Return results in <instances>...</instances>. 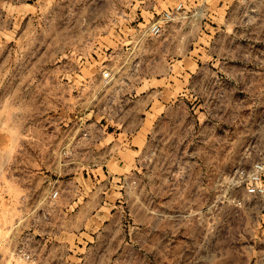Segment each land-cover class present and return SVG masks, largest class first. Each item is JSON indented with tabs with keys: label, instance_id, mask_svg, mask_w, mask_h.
<instances>
[{
	"label": "rangeland",
	"instance_id": "rangeland-1",
	"mask_svg": "<svg viewBox=\"0 0 264 264\" xmlns=\"http://www.w3.org/2000/svg\"><path fill=\"white\" fill-rule=\"evenodd\" d=\"M175 2L0 0V264H264V0Z\"/></svg>",
	"mask_w": 264,
	"mask_h": 264
},
{
	"label": "built area",
	"instance_id": "built-area-1",
	"mask_svg": "<svg viewBox=\"0 0 264 264\" xmlns=\"http://www.w3.org/2000/svg\"><path fill=\"white\" fill-rule=\"evenodd\" d=\"M175 6L172 11L165 12V19H171L173 15H179L184 12L185 4L188 0H175ZM152 31L158 33L160 31V25L155 24L152 26ZM110 72L104 73L105 77H108ZM236 182L240 185H244L245 194L250 198H264V151H260L258 159L250 167H243L236 171L234 176ZM57 195V192L54 193ZM18 256H23L26 259L30 258V254L23 249H19Z\"/></svg>",
	"mask_w": 264,
	"mask_h": 264
}]
</instances>
